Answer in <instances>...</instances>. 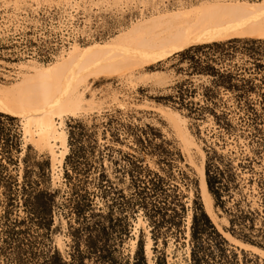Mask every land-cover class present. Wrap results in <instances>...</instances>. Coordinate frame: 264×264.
Here are the masks:
<instances>
[{
  "label": "rangeland",
  "instance_id": "rangeland-1",
  "mask_svg": "<svg viewBox=\"0 0 264 264\" xmlns=\"http://www.w3.org/2000/svg\"><path fill=\"white\" fill-rule=\"evenodd\" d=\"M204 1L0 0V84L13 82L22 62H51L71 43L104 44L149 15ZM9 19L19 26L5 31ZM143 72L156 76L133 85L116 74L90 80L86 96L94 92L101 105L66 119L57 183L50 155L25 143L19 117L0 112V264H169V256L175 264L178 251L182 264H264L232 247L206 214L198 177L164 115L187 118L201 143L227 230L264 249V40L191 46ZM114 90L126 100H112ZM230 144L239 152L226 150ZM139 217L152 263L145 231L134 234Z\"/></svg>",
  "mask_w": 264,
  "mask_h": 264
},
{
  "label": "bare ground",
  "instance_id": "bare-ground-1",
  "mask_svg": "<svg viewBox=\"0 0 264 264\" xmlns=\"http://www.w3.org/2000/svg\"><path fill=\"white\" fill-rule=\"evenodd\" d=\"M15 21L18 24L12 19L7 20L5 31L9 30L10 25L17 28L18 19ZM234 39L264 40V0H210L177 10L161 11L138 20L104 44L80 47L71 43L51 62L43 64L33 59L22 62L17 65L15 80L9 84H0V112L19 117L25 143H31L39 154L47 152L50 155L52 177L57 183L61 181L62 163L68 150L66 119L78 116L87 108L101 105L94 92H91L90 97L86 96L91 79L116 74L123 78L122 85H133L143 78H155L156 72L144 73L143 69L164 57L191 46ZM157 81L163 82L160 78ZM120 95V91L114 90L110 98L122 102L125 98L121 100ZM164 115L198 177L200 199L206 214L232 247L237 251L250 252L264 263L263 248L242 241L227 230L229 221L225 215L220 216L224 213L218 212L207 185L205 152L201 143L190 132L187 118L172 109H166ZM213 129L208 128L209 132ZM245 148L247 150V145ZM226 150H230L232 154L239 152L236 144L227 145ZM192 152L198 155V161L193 160ZM243 176L247 178L248 174L243 173ZM255 193L256 189L253 187L250 198L254 205L257 204ZM191 196L190 190L189 197ZM190 221L191 211L187 216L188 236ZM140 228L146 233L145 254L149 263H152L153 241L142 217L135 223L136 238ZM136 242V239L131 241L132 249ZM63 244L59 237L60 249H63ZM173 249L174 243L170 242L167 248L169 255ZM186 252H189V247ZM172 260L169 256V264ZM175 264H182L180 251Z\"/></svg>",
  "mask_w": 264,
  "mask_h": 264
}]
</instances>
